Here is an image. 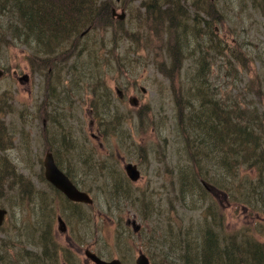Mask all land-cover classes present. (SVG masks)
Instances as JSON below:
<instances>
[{"label":"rangeland","instance_id":"374dc122","mask_svg":"<svg viewBox=\"0 0 264 264\" xmlns=\"http://www.w3.org/2000/svg\"><path fill=\"white\" fill-rule=\"evenodd\" d=\"M100 2H106L111 10L106 22L87 34V50L54 70H38L40 66L35 64L29 67L24 58L27 49L21 45L10 44L8 50H0V123L5 130L2 133L7 135L2 136L0 146H8L4 155L14 167L0 170V208L6 211L0 226V264H92L84 252L106 262L119 260L121 264H134L139 254L145 255L149 264H156L163 255L173 260L175 251L162 252L152 244L149 250L147 239L154 227L161 230L165 226L169 217L164 212L170 207L179 227L171 239L165 235L156 241L168 248L175 246L180 254L184 241H189L191 247L202 245L206 230L191 219H196L199 209L212 211L199 189L208 192L223 209L228 229L243 226L239 224L244 218L241 209L236 216L224 202L226 196L214 189L210 179L205 182L212 190L187 180L185 172L192 171L194 175L197 171L182 168L189 158H179L170 146L179 137L177 116L184 113L182 101L177 102V109L175 100L183 91L193 90L197 67L201 69L199 75L206 73L207 79L200 81L208 97L217 100L231 93L243 102L240 111L250 110L253 104L256 117H262L264 102L257 103L256 93L245 88L247 72L256 70L252 60L255 45L262 42L264 50L262 7L250 6L247 0H215V14L206 16L199 11V5L211 12L213 4L208 0ZM165 10L179 17L191 18L195 14L196 20L203 23L195 25L187 18L184 27L171 28L162 15ZM121 14L119 20L116 16ZM216 36L220 45L215 42ZM108 40L110 49L101 57L105 49H98L100 43ZM239 44H244L239 49L245 53V67L236 64L228 52L229 47ZM193 47L198 54L193 55ZM121 54L128 59L119 60ZM198 58L202 62L194 65ZM228 59L233 64H224ZM172 61L177 63L172 66ZM118 62L120 69L114 66ZM256 65L261 66L258 61ZM100 68V81L113 107L124 118L121 126L111 127L114 133L108 130L106 120L101 124L92 111V98L100 93ZM226 69L231 71L230 77H225ZM48 77L51 84L47 86ZM249 86L257 88L261 84ZM118 130H124L127 137H118ZM46 149L55 166L79 191L89 195L90 206L70 205L44 181L42 160ZM197 160L207 164L202 158ZM126 164L138 169L137 180L128 179ZM241 166L236 167V172ZM208 172L211 174L210 169ZM219 174L220 183L229 189L236 187L235 197L247 203L246 193L241 185L237 188L235 178ZM16 176L27 184L19 183ZM121 189L126 196H115ZM175 194L190 201H178ZM193 201L201 204L195 206ZM51 216L54 247L49 239ZM56 216L62 219L66 232L57 231ZM132 219L141 231L133 233L131 225L124 226ZM240 233H234L238 239Z\"/></svg>","mask_w":264,"mask_h":264},{"label":"trees","instance_id":"16d2710c","mask_svg":"<svg viewBox=\"0 0 264 264\" xmlns=\"http://www.w3.org/2000/svg\"><path fill=\"white\" fill-rule=\"evenodd\" d=\"M169 1L177 2L178 0ZM213 1L208 0V3L213 4L210 6L211 12L202 9L200 5L199 11L206 13V16L215 14L217 8ZM247 2L250 6L259 5L262 7L264 14V0L263 3L261 0H251V2L247 0ZM163 4L166 5V3ZM169 11L171 10L163 11L162 15L169 21L171 28L175 26L179 30L180 27H184L183 24L189 16L179 17L177 13ZM109 13V6L106 5V2L101 3L100 0H0V50H8L10 44L21 45L27 49L24 58L28 66L32 67L35 64L40 66L38 70L43 68L54 70L60 63H65L70 58L77 57L87 50L85 44L87 34L97 28L102 21L106 22ZM181 17L182 23L179 21ZM189 19L195 25L203 23V20H196L197 15L195 14ZM176 20H178L177 23ZM210 33L215 36V33L211 31ZM104 42L106 44L102 42L98 48L105 49L102 56L100 55L101 57L106 55L110 49V40ZM215 42L219 44L217 36ZM261 43L258 42L255 45V57L252 59L256 70L247 72L248 83L245 85L246 89L256 93L257 103L264 102V50ZM249 44L250 42L247 43V46ZM241 46L244 44L229 47L228 52L236 64L245 67V53L239 49ZM192 50L193 55L198 54V50L194 47ZM125 59H128L125 54L119 56V60ZM202 60L198 58L194 65H199ZM256 61L261 66H257ZM176 63L177 61H172V66ZM120 64L118 62L114 66L120 69L122 68ZM122 64L124 65L123 62ZM224 64H233V62L228 59ZM102 70L103 68L99 69L100 93L92 98V111L101 124H104L105 119L108 130L114 133L111 127L121 126L124 118L122 113L113 107L106 86L100 81ZM200 70V67H197L195 71V78L192 81L193 90L183 91L175 100V103L182 101L184 113L177 116L179 137L178 140L174 138L170 148H174V152L179 158L181 156L183 160L189 158L182 168H192L197 171L194 175L192 171L185 172L187 180H194L196 187L201 184L203 188L209 187L212 190L209 185L211 183L216 191L226 196L224 202L233 208V213L236 216L241 209L244 218L239 224L243 226L235 230L228 229L223 209L217 205L216 201H212L214 198L208 192L198 188L210 202L212 211L210 213L208 209L204 211L199 209L196 219H191L206 230L202 239L204 243L198 247H191L189 241H184L181 249L182 254H180L175 246L168 248L157 242L156 240L165 235L171 239L173 232L179 227V221H176L173 209L168 207V210L164 212L169 217L165 226L161 230H156L154 227L152 234L147 239L149 250H152V244L162 252L175 251L173 260L163 255V259L157 261L156 264H264V113L260 119L257 118V110L253 104H251L250 110L240 111L239 106L243 102L236 100L231 93L217 100L208 97L206 89L202 88L203 84L200 81L204 78L207 79L206 73L204 71L203 75H199ZM230 73L231 71L226 69L225 77H230ZM254 82L260 83L261 86L251 88L249 84ZM46 83L47 86L50 85L51 78L48 77ZM212 96H217L214 89H212ZM178 107L177 103L176 108L178 109ZM251 118L255 121L250 122ZM229 119H233L234 122ZM3 129L0 123V142L2 136H7L6 132L2 133L5 131ZM117 135L118 137H127L124 130H118ZM7 149H9L8 146H0V152L3 154V158L0 160V170L8 171L9 169L10 171L14 167L6 161L4 151ZM185 152L186 156L183 157ZM214 153H217V156H214ZM200 158L207 164L197 160ZM239 164L242 166L236 172V167ZM219 172L226 174L231 180L233 177L235 178L236 183L239 184L237 188L241 185L243 192L246 193L244 197L247 203L235 197L234 189L236 187L229 189L220 183ZM15 178L19 183L27 184V181L22 177L16 176ZM184 179L185 177H182V180ZM205 181H209V183ZM120 183L123 187V183ZM186 183L188 182L185 179ZM114 186L116 188L118 185L114 183ZM123 188L127 189V185ZM121 191L115 196H122V193L123 196H126L122 189ZM175 198L178 201L182 198L190 201L189 198L180 194H175ZM192 203L195 206L201 204L198 201ZM52 221L53 217L51 216L49 239L54 247L53 237L50 235ZM124 226L126 225L124 224ZM238 231L241 232L240 239L234 234ZM153 242H156L160 247L154 245ZM54 261H57L56 256Z\"/></svg>","mask_w":264,"mask_h":264},{"label":"water","instance_id":"95a60500","mask_svg":"<svg viewBox=\"0 0 264 264\" xmlns=\"http://www.w3.org/2000/svg\"><path fill=\"white\" fill-rule=\"evenodd\" d=\"M119 20L122 18L121 15L116 16ZM22 79H25V76L21 77ZM120 95V93L118 94ZM42 167H43V178L46 182L50 183L53 188L58 190L60 193L63 194V196L71 201V202H79L83 204H91V200L88 198L87 194L77 190L68 180L67 177H65L61 171H59L53 162L52 156L50 153H46L43 157L42 161ZM124 172L128 175V177L131 180H135L137 177V173L135 172V167L126 164L124 166ZM6 211L3 208H0V225L3 221L4 215ZM57 224H58V230L60 232L64 231V224L60 220V218H57ZM130 225L132 227V231L136 232L138 230V226L134 224L133 221L130 222ZM84 255L93 263V264H119L116 260H111L109 262L103 261L96 257L95 255L84 252ZM134 264H149L147 258L143 254H139L135 260Z\"/></svg>","mask_w":264,"mask_h":264},{"label":"bare ground","instance_id":"6f19581e","mask_svg":"<svg viewBox=\"0 0 264 264\" xmlns=\"http://www.w3.org/2000/svg\"><path fill=\"white\" fill-rule=\"evenodd\" d=\"M211 2L213 1V0H210ZM135 172L137 173V177H136V179L135 180H137V178H139V172H138V169L137 168H135ZM127 175V174H126ZM127 177H128V175H127ZM128 179L132 182V181H135V180H131L129 177H128ZM116 261H118L119 262V264H120V261L119 260H116Z\"/></svg>","mask_w":264,"mask_h":264},{"label":"flooded vegetation","instance_id":"af4514ba","mask_svg":"<svg viewBox=\"0 0 264 264\" xmlns=\"http://www.w3.org/2000/svg\"><path fill=\"white\" fill-rule=\"evenodd\" d=\"M46 153H50V152H48V151H47V149H46V152H45V154H46Z\"/></svg>","mask_w":264,"mask_h":264}]
</instances>
